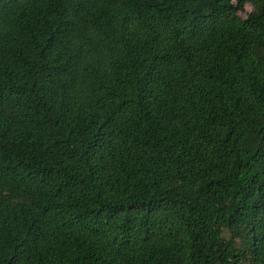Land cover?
<instances>
[{"label":"trees","instance_id":"1","mask_svg":"<svg viewBox=\"0 0 264 264\" xmlns=\"http://www.w3.org/2000/svg\"><path fill=\"white\" fill-rule=\"evenodd\" d=\"M0 264H264V0H0Z\"/></svg>","mask_w":264,"mask_h":264},{"label":"rangeland","instance_id":"2","mask_svg":"<svg viewBox=\"0 0 264 264\" xmlns=\"http://www.w3.org/2000/svg\"><path fill=\"white\" fill-rule=\"evenodd\" d=\"M253 9L252 5L251 4H247L244 11H242L240 14L243 16V17H247L248 13Z\"/></svg>","mask_w":264,"mask_h":264}]
</instances>
